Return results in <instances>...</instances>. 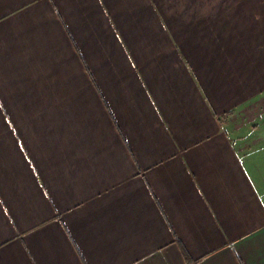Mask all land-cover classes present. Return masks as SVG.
I'll list each match as a JSON object with an SVG mask.
<instances>
[{"label":"crops","instance_id":"obj_1","mask_svg":"<svg viewBox=\"0 0 264 264\" xmlns=\"http://www.w3.org/2000/svg\"><path fill=\"white\" fill-rule=\"evenodd\" d=\"M264 264V0H0V264Z\"/></svg>","mask_w":264,"mask_h":264},{"label":"trees","instance_id":"obj_2","mask_svg":"<svg viewBox=\"0 0 264 264\" xmlns=\"http://www.w3.org/2000/svg\"><path fill=\"white\" fill-rule=\"evenodd\" d=\"M182 245V249H183V252L185 254V257H186V260L188 261L189 264H198V259H193L191 257V255L189 254L188 250L186 249V247L183 245V243L181 242L180 239H178Z\"/></svg>","mask_w":264,"mask_h":264}]
</instances>
